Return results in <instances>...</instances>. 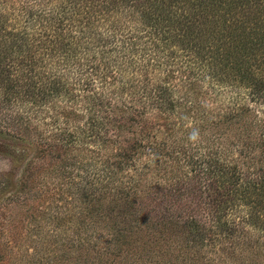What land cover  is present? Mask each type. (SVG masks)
<instances>
[{
    "label": "trees",
    "instance_id": "obj_1",
    "mask_svg": "<svg viewBox=\"0 0 264 264\" xmlns=\"http://www.w3.org/2000/svg\"><path fill=\"white\" fill-rule=\"evenodd\" d=\"M0 129V264H264V0H0Z\"/></svg>",
    "mask_w": 264,
    "mask_h": 264
},
{
    "label": "rangeland",
    "instance_id": "obj_2",
    "mask_svg": "<svg viewBox=\"0 0 264 264\" xmlns=\"http://www.w3.org/2000/svg\"><path fill=\"white\" fill-rule=\"evenodd\" d=\"M40 158L34 142L15 137L0 129V218H8V220L12 216L14 218L15 227H11L9 237L25 234V228L31 223L30 217L26 214H29L32 210L31 207L35 205L34 193L31 197L33 202L23 206L22 203L10 204L8 200L17 189L23 190V187L28 184V172H31L32 165ZM37 199L39 198L37 197ZM261 209H264V206L256 207L253 210V216H251L253 222L262 218ZM1 221L7 223L4 220ZM44 228L46 230L47 227L44 226ZM65 236L63 233V237Z\"/></svg>",
    "mask_w": 264,
    "mask_h": 264
}]
</instances>
